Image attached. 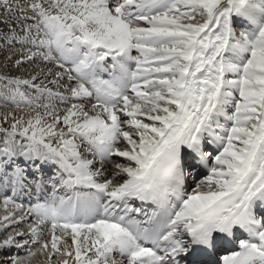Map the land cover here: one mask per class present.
<instances>
[{
    "label": "snow or ice",
    "instance_id": "obj_1",
    "mask_svg": "<svg viewBox=\"0 0 264 264\" xmlns=\"http://www.w3.org/2000/svg\"><path fill=\"white\" fill-rule=\"evenodd\" d=\"M29 7L35 23L20 39L38 50L26 49L25 58L55 62L60 71L50 83L66 76L67 94L41 88L35 75L15 82L60 103L83 102L59 109L25 99L27 120L9 113L10 127L0 128V185L23 187L27 170L16 163L23 158L56 165L48 180L70 193L22 216L23 205L4 197L0 230L34 217L31 241L16 242L24 231L0 241L28 247L12 264L37 252L48 264L54 254L63 257L58 264H213L209 257L237 241V230L247 238L222 264H264V0H31ZM198 168L207 174L195 180ZM32 183L40 189L43 176ZM133 200L155 210L143 213ZM45 228L50 239L41 240Z\"/></svg>",
    "mask_w": 264,
    "mask_h": 264
},
{
    "label": "bare ground",
    "instance_id": "obj_2",
    "mask_svg": "<svg viewBox=\"0 0 264 264\" xmlns=\"http://www.w3.org/2000/svg\"><path fill=\"white\" fill-rule=\"evenodd\" d=\"M10 2L13 4L11 10L3 5V0H0V128L10 127L12 116H8L9 113L14 114L17 119L23 116L24 119L27 120L31 113L27 110L28 105L24 102L25 99L39 104L51 103L59 109H64L71 103L83 102L70 100L68 103H60L58 97H50L47 93L38 91L31 85L17 84L15 82V78L30 80L32 76L35 75L37 79L33 83L41 85V88L47 87L51 88L53 93L59 92L67 94L64 87V85L68 83L66 76L60 81L59 86L50 83L55 78V73L60 71L55 62H47L39 57L31 60L25 58L27 56L26 49H31L32 51L38 50L31 45V43L20 39L25 35V26L35 23L34 19H32L34 13L29 7L31 0H10ZM25 17H27V19H25ZM237 31H239V28H237ZM135 54L134 52L133 55ZM18 60L21 61L19 64H17ZM68 66L69 65H66V67ZM88 107H91L90 102H88ZM5 116H8L7 121L4 119ZM3 135V132H0V140L3 139ZM17 139H20V137L18 136ZM120 146L123 147V145ZM89 158L91 159L92 157L89 155ZM115 161L123 162L122 158L119 157H115ZM16 163L27 170L26 175L30 174V176H33L26 178L23 187L18 188L15 192L12 191L11 186L5 189L0 185V216L6 214L3 200L1 199L2 196L12 197L15 199L16 203L23 205L24 211L17 212V216L25 215L32 205L38 203L35 199L39 198V191L43 185L40 189H37V187L34 189L28 184L29 182L32 183L34 178H39L36 175L37 171L33 170L35 165L47 167L44 168V170H50V176L58 170L56 165L51 163L41 164L39 160L33 162L25 161L23 158H20L16 160ZM98 166L99 165H97V167ZM108 168L109 170L105 173V177L111 179V165H109ZM51 169H53V173ZM10 170L11 169H9V171ZM202 176H198L196 180H199ZM43 179L45 180L46 178L43 177ZM33 185L35 184L33 183ZM49 185L52 186V183L50 182ZM193 187L194 183L189 185L188 191H191ZM55 190L53 192L54 196L56 194ZM11 207L12 205H9V208ZM33 220L34 217L29 214L22 223L9 226L7 231L0 230V241L3 240L8 232L13 231H24L26 233L24 236H18L16 238L17 243L22 244L25 241H31V236L27 234V227L29 224L33 223ZM57 234L59 235L60 233L57 232ZM45 239H50L47 228L43 229V235L41 236V240ZM68 243H71L70 238L68 239ZM62 246L61 244V247ZM31 247L33 251H35V249L39 247V244L31 245ZM27 252V246L24 248H17L15 246L0 248V264H12L14 258L25 257ZM62 259L63 257L54 254L51 258V264H58ZM25 264H48V257L46 254L37 252L34 256L27 259Z\"/></svg>",
    "mask_w": 264,
    "mask_h": 264
},
{
    "label": "rangeland",
    "instance_id": "obj_3",
    "mask_svg": "<svg viewBox=\"0 0 264 264\" xmlns=\"http://www.w3.org/2000/svg\"><path fill=\"white\" fill-rule=\"evenodd\" d=\"M5 196H2L1 199L3 200Z\"/></svg>",
    "mask_w": 264,
    "mask_h": 264
}]
</instances>
